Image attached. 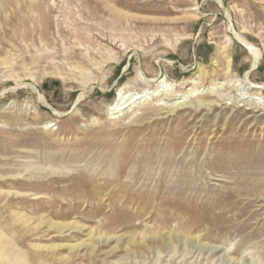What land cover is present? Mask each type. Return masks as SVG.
<instances>
[{"label": "rangeland", "instance_id": "374dc122", "mask_svg": "<svg viewBox=\"0 0 264 264\" xmlns=\"http://www.w3.org/2000/svg\"><path fill=\"white\" fill-rule=\"evenodd\" d=\"M236 34L264 86V0H0V264H264Z\"/></svg>", "mask_w": 264, "mask_h": 264}, {"label": "bare ground", "instance_id": "6f19581e", "mask_svg": "<svg viewBox=\"0 0 264 264\" xmlns=\"http://www.w3.org/2000/svg\"><path fill=\"white\" fill-rule=\"evenodd\" d=\"M231 24V23H230ZM230 28L233 30V25L231 24ZM234 31V30H233ZM233 33V32H232ZM236 39L243 45L245 46V48L248 49L249 53L251 54V56L253 57V62H252V67L250 69H248V71L245 72L244 76L240 79V85L243 86V88L247 91H251V90H258L260 91V89H264V86H261L260 84L258 85L253 83L251 81V78H250V73H251V70H254L257 68L261 58H262V52L259 48H257L255 45H253L251 42H249L245 37H243L242 35L240 34H236ZM228 69L230 70V67L228 66ZM156 80L155 78H152L151 81H154ZM211 90H214V87L211 86L210 88ZM200 90H195L193 92H190L188 91V94H197L200 93L199 92ZM198 92V93H197ZM203 92V91H202ZM83 96V94H82ZM123 95L121 94L120 98L118 99V102L116 105L120 104V101H122L123 99ZM143 95H140V96H137L136 99L138 98H142ZM192 97V96H191ZM43 99V98H42ZM201 105V103H200ZM116 109H119L118 107H116ZM121 110V108H120ZM47 223L49 224V227L50 228H56V229H59V230H62L68 226H71V227H77V226H73L72 224L68 225V224H64V223H56L54 222V220L52 221L51 219H49L47 221ZM80 244L78 245H71V247H77L79 246Z\"/></svg>", "mask_w": 264, "mask_h": 264}]
</instances>
